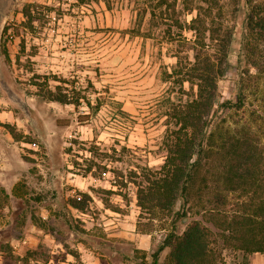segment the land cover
<instances>
[{
  "label": "rangeland",
  "instance_id": "rangeland-1",
  "mask_svg": "<svg viewBox=\"0 0 264 264\" xmlns=\"http://www.w3.org/2000/svg\"><path fill=\"white\" fill-rule=\"evenodd\" d=\"M256 2L264 0H218L220 12L205 17L206 27L225 26L230 31L221 32L232 33L228 63L217 80L220 99L237 103L241 95L244 101L240 109L216 113L212 140L224 129L242 136L250 126L257 156L263 157L261 172L264 35L248 36L261 70L240 54L246 4ZM206 3L0 0V36L8 26L6 57L0 49V131L2 138L13 137L10 146L4 144L8 168L0 162L10 172L2 176L11 190L0 188V264H152L154 252L156 264H168L169 247L157 250L172 214L138 206L136 184H144L143 167L154 171L163 162L169 108L192 93L182 79L194 34L185 25L175 27L173 19L188 23L196 13L191 9L205 10ZM211 37L206 31L202 40L214 53L219 46ZM244 68L249 75L241 73ZM58 95H65V103L54 99ZM208 162L198 174L206 181L195 185L202 187V199L193 195L192 203L208 208L219 191L226 207L234 208L245 198L237 193L250 192L224 189L221 180L217 189L219 158ZM73 197L84 202L82 210L70 205ZM184 227L178 223L177 230ZM122 230L148 235L149 250L136 248ZM210 247L213 264L264 257L245 255L219 237Z\"/></svg>",
  "mask_w": 264,
  "mask_h": 264
},
{
  "label": "trees",
  "instance_id": "trees-1",
  "mask_svg": "<svg viewBox=\"0 0 264 264\" xmlns=\"http://www.w3.org/2000/svg\"><path fill=\"white\" fill-rule=\"evenodd\" d=\"M204 1L207 2L206 9L201 6H198V9L192 8L196 13L188 23L185 18L182 20L175 16L173 19L175 27L182 29L185 25L194 34L191 61H187L185 78L182 79L189 82L192 93L184 102L179 100L169 108L171 111L168 113V125L163 140V162L154 171L143 167L141 172L144 184H136L138 206L143 208L148 205L149 209L157 207L172 214L169 230L157 250L169 247L168 264H213L215 257L210 246L217 237L223 245H232L245 255L264 252V170L262 167L261 172L258 170L259 159L263 157L257 156L255 137L249 131L250 126L242 136L224 129L216 133L218 141L212 140L215 134L210 129L216 113L234 107L240 109L244 101L241 95L237 103L220 99L217 80L228 63L232 33L221 32L230 31V28L225 26L206 27L205 16H210L213 9L218 12L220 9L218 0ZM246 5L242 21L244 33L241 36L243 52L240 54L250 56L252 66L261 70L254 57L257 50L250 46L249 37L258 33L264 35V2ZM184 8L187 7L183 5L179 10H185ZM171 10L176 12L174 7ZM7 31L8 26H4L0 36V49L5 57ZM206 31H210L213 36L211 38L218 42H215L219 47L215 48L214 53L205 49L202 38ZM249 71L244 68L241 73L247 76ZM54 99L63 103L66 100L65 95H58ZM213 157L219 158L221 166V169L215 172L214 186L217 189V180H221L224 189L250 192L237 193V198H245L235 203L236 206L232 209L226 207V195L219 191L208 199V208L200 206L199 209L196 208L198 203H192L193 195L202 199V187L197 185L195 188V185L199 181H206L205 177H198L199 170ZM258 172L259 174H255ZM83 194L87 197V193ZM70 205L82 210L84 202L73 197L70 199ZM178 223L185 225L181 231L177 230ZM151 256L152 264H156L157 252ZM243 264H247V261Z\"/></svg>",
  "mask_w": 264,
  "mask_h": 264
},
{
  "label": "crops",
  "instance_id": "crops-1",
  "mask_svg": "<svg viewBox=\"0 0 264 264\" xmlns=\"http://www.w3.org/2000/svg\"><path fill=\"white\" fill-rule=\"evenodd\" d=\"M8 134L9 135L7 136L6 133H5L4 137L2 138V134H1V131H0V158H1L0 162H1L2 165L6 166V168H8V166H9L8 165L9 161L7 160V156L9 157V150L6 149L4 144L7 143L8 146H10L11 143L9 142V140L12 137L10 135V133H8ZM12 146L15 147L14 143H13ZM2 149L5 150V151H2ZM8 149H10V147H8ZM1 153H3V156H2ZM8 172H9L8 170H6V172H4L3 170L0 169V188L3 187L4 190H5V193H10V191H11L9 182H7L6 179H3L4 176H2L3 174L8 173ZM120 234L124 238H126V240L134 241V244H136V248H139L141 250H149V248L151 246V239L146 234H140V233L135 232V231H133V232H125L123 230L120 232ZM248 260H249L248 264H260V263L264 262V257L256 256V254H254V255L250 256Z\"/></svg>",
  "mask_w": 264,
  "mask_h": 264
}]
</instances>
